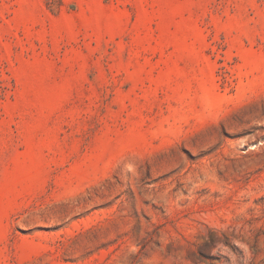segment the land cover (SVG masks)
Segmentation results:
<instances>
[{
	"label": "rangeland",
	"instance_id": "1",
	"mask_svg": "<svg viewBox=\"0 0 264 264\" xmlns=\"http://www.w3.org/2000/svg\"><path fill=\"white\" fill-rule=\"evenodd\" d=\"M0 264H264V0H0Z\"/></svg>",
	"mask_w": 264,
	"mask_h": 264
}]
</instances>
